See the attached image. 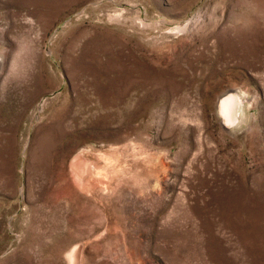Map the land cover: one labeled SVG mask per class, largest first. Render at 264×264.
Returning a JSON list of instances; mask_svg holds the SVG:
<instances>
[{"label":"rangeland","instance_id":"rangeland-1","mask_svg":"<svg viewBox=\"0 0 264 264\" xmlns=\"http://www.w3.org/2000/svg\"><path fill=\"white\" fill-rule=\"evenodd\" d=\"M76 248L264 264V0H0V264Z\"/></svg>","mask_w":264,"mask_h":264},{"label":"bare ground","instance_id":"bare-ground-1","mask_svg":"<svg viewBox=\"0 0 264 264\" xmlns=\"http://www.w3.org/2000/svg\"><path fill=\"white\" fill-rule=\"evenodd\" d=\"M244 106H245L244 105V99L241 96L237 95L236 93L226 94L221 99L220 112H221V114L225 120V121L224 120L223 121L226 122L225 124H227L226 126L228 128L238 124V122L240 121L241 116L244 112ZM84 157L85 156H82V154L79 155L75 159L74 167H73L75 177L77 178L78 181H80L82 183L86 181L85 179H87L86 178L87 173L91 174L90 169H88V163L86 162V159ZM94 164H96V163H94ZM89 168H90V166H89ZM77 253H79V251L76 248L69 255L70 264H78L79 263ZM79 258H80V256H79Z\"/></svg>","mask_w":264,"mask_h":264}]
</instances>
